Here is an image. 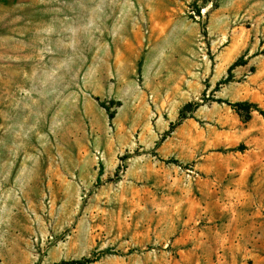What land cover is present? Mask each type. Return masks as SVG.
Returning a JSON list of instances; mask_svg holds the SVG:
<instances>
[{
	"label": "rangeland",
	"instance_id": "1",
	"mask_svg": "<svg viewBox=\"0 0 264 264\" xmlns=\"http://www.w3.org/2000/svg\"><path fill=\"white\" fill-rule=\"evenodd\" d=\"M74 259L264 264V0H0V264Z\"/></svg>",
	"mask_w": 264,
	"mask_h": 264
},
{
	"label": "trees",
	"instance_id": "2",
	"mask_svg": "<svg viewBox=\"0 0 264 264\" xmlns=\"http://www.w3.org/2000/svg\"><path fill=\"white\" fill-rule=\"evenodd\" d=\"M236 65H239V62H236L231 68L230 71L232 70V68ZM230 78V77H228ZM225 79V81L229 80V79ZM220 102H226L227 104L231 105L234 109H236L238 112L242 113V112H247L248 116H250L251 112L255 109L258 110V106L252 102L249 101H237V102H229V101H224L222 99H217ZM102 105L109 111L111 112V108L106 105V103H102ZM111 118H113L115 115L113 112L110 113ZM89 262V259H74L72 261L69 262H65V263H69V264H87ZM62 263V264H65Z\"/></svg>",
	"mask_w": 264,
	"mask_h": 264
}]
</instances>
